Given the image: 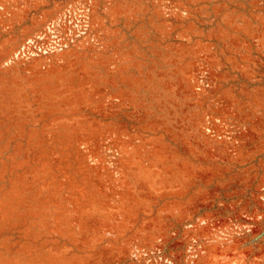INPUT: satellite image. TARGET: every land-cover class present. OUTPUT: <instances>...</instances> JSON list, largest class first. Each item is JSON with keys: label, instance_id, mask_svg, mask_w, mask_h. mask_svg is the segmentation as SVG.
Returning a JSON list of instances; mask_svg holds the SVG:
<instances>
[{"label": "rangeland", "instance_id": "obj_1", "mask_svg": "<svg viewBox=\"0 0 264 264\" xmlns=\"http://www.w3.org/2000/svg\"><path fill=\"white\" fill-rule=\"evenodd\" d=\"M0 264H264V0H0Z\"/></svg>", "mask_w": 264, "mask_h": 264}]
</instances>
